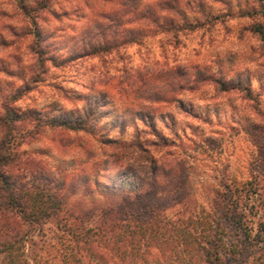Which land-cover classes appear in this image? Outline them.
<instances>
[{
  "label": "rangeland",
  "instance_id": "374dc122",
  "mask_svg": "<svg viewBox=\"0 0 264 264\" xmlns=\"http://www.w3.org/2000/svg\"><path fill=\"white\" fill-rule=\"evenodd\" d=\"M119 1L46 0V9L30 12L56 63L46 61L42 79L29 84L32 37L27 34L34 27L12 9L15 0H0V12L5 10L0 33L11 45L0 46V113L19 111L16 153L39 159L46 175L67 183L80 176L68 201L74 205L99 203L102 191L120 197L146 184V170L126 173L129 155L116 159L115 147L102 145L97 134L41 128L53 118L74 121L89 114L96 132L124 143L137 136L146 143L159 161L157 191L164 188L163 169L185 177L186 206L199 220L236 209L244 222L262 221L264 0H177L184 21L164 13L173 29L141 30L134 22L107 28L100 14ZM23 2L38 8L42 0ZM6 24L12 32L3 29ZM104 45L110 47L104 51ZM164 156L166 169L160 163ZM95 179L98 188L86 195L83 188L92 189ZM226 226L233 238L234 225ZM27 232L14 257L0 253V264L11 259L23 264L20 258L33 254L62 264L63 236L55 219Z\"/></svg>",
  "mask_w": 264,
  "mask_h": 264
},
{
  "label": "trees",
  "instance_id": "16d2710c",
  "mask_svg": "<svg viewBox=\"0 0 264 264\" xmlns=\"http://www.w3.org/2000/svg\"><path fill=\"white\" fill-rule=\"evenodd\" d=\"M15 1L17 4L11 2L12 9L21 12L34 27L27 34L32 37L28 80L31 84L42 79L46 61L56 63L55 58L47 55L36 20L30 14L46 9V0H42L38 8H27L24 0ZM164 13H175L183 21L185 19L177 0H120L114 9L100 16L107 22V28L134 22L139 23L141 30L152 26L173 29L172 19ZM9 26L6 24L3 29L12 32ZM9 44L0 33V46L11 47ZM108 47L104 45L102 49L106 51ZM90 54L84 53L85 56ZM18 112L7 108L0 113V253L14 255L28 230L36 227L42 230L47 221L55 219L63 236L59 244L62 264H264V218L258 223L254 220L244 222V213L233 209L224 211L222 218L199 220L186 206L190 193L186 190L185 177H174L171 169L167 172L163 169L164 188L157 191L154 174L159 170V161L149 154L146 143L140 142L137 136L124 143L112 139L106 132H96L95 126L87 120L89 114L74 121L53 118L41 124V128L97 134L102 145L115 147L116 159L129 155V159L123 158L126 173L138 174L139 170L141 173L146 170L148 182L120 197L106 196L103 191L97 193L102 198L99 203L70 204L69 197L80 176L67 183L64 177L56 179L46 175L47 169L39 159L16 153L13 131L19 119ZM165 156L160 163L166 169ZM91 186L92 189L88 185L83 188L86 195L98 188L96 179ZM228 222L234 225L237 233L233 238L227 232ZM22 226H27L26 231ZM48 257L33 254L30 259L20 258V263L48 264L52 260ZM9 264L14 261L11 259Z\"/></svg>",
  "mask_w": 264,
  "mask_h": 264
}]
</instances>
